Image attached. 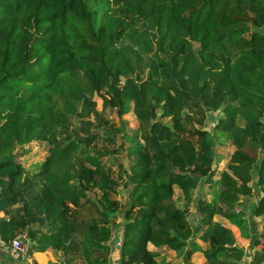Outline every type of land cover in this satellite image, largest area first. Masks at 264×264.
<instances>
[{
  "label": "trees",
  "instance_id": "16d2710c",
  "mask_svg": "<svg viewBox=\"0 0 264 264\" xmlns=\"http://www.w3.org/2000/svg\"><path fill=\"white\" fill-rule=\"evenodd\" d=\"M109 2L97 24L86 0H0V241L25 233L27 255L50 250L66 257L59 264H108L123 177L130 191L119 264H165L148 245L243 264L244 249L215 217L261 245L246 264H264V225L257 235L236 211L258 193L252 214L264 217V0ZM95 96L102 111L132 112L138 122L130 135L123 121L109 131L112 139L123 133L128 171L114 174L104 161L112 151L92 145L100 126L90 117L102 120ZM215 112L213 131L234 151L213 180L214 136L186 126ZM33 141L46 143L48 156L29 176L15 150ZM202 182L217 195L195 202L194 236L187 210ZM83 210L91 216L81 218Z\"/></svg>",
  "mask_w": 264,
  "mask_h": 264
},
{
  "label": "rangeland",
  "instance_id": "374dc122",
  "mask_svg": "<svg viewBox=\"0 0 264 264\" xmlns=\"http://www.w3.org/2000/svg\"><path fill=\"white\" fill-rule=\"evenodd\" d=\"M88 8L91 11H95L97 13V24H99L102 20L103 15L109 11L111 5L109 0H86ZM242 20L246 22V24L253 30V21L250 14H246L242 17ZM261 33H264V28H261L259 30ZM94 101L96 103V110L101 115L102 120L100 119H94L92 116L90 117V120L95 124L99 125V129L95 132L99 134V137L96 141L92 143L93 146L97 147L98 149H108L109 151H112L113 154H111L108 159H105V163L108 164L113 173L117 174V172L121 169L124 171H128L129 166L131 165V158L127 155V142L123 139V133L118 134L116 137L112 139V136L109 134L110 130H113V128L119 129L121 126V121H123L125 125L126 133L130 135L132 130H135L138 127V122L132 112L129 114L123 116L121 119L118 118L116 113L112 110H104L102 111V101L99 98V96L94 97ZM221 116L220 112L210 113L208 115H205L203 117V121H200V115H194L193 116V122H189L187 124L188 129H199L204 128L208 131H211L214 139H215V160L213 163V171H214V178H217L221 171H223L226 167V164L228 162V158L230 157L231 153L234 151V148L231 146L230 142L227 141L226 137L222 136L218 132L213 131V126L216 121ZM167 122V120H165ZM202 122V125L199 124V122ZM76 125L78 126V123L76 122ZM77 130V129H76ZM94 132V133H95ZM78 133L80 135H84L83 130L81 128L78 129ZM194 141V139L192 138ZM48 145L44 142H37L33 141L27 145H24L22 147H17L15 150L16 155V161L20 163L23 168L26 170V173L30 175H34L37 173L41 167V164L46 160L48 156ZM220 157V159H217V157ZM124 176V175H123ZM125 178L122 177V180L118 179V185H117V195L113 198L118 201L119 204V210L114 216V221L112 222L111 229H112V238L109 241L110 244V254L109 258H116L119 254V250L115 249V240L113 238L114 234L117 232V230L120 228L121 223L123 222V211L127 207V196L130 191V188L124 187ZM215 187L209 183L202 182L198 185V187L193 191L192 193V202L189 205V209L187 210V220L193 227H198L199 222H196L195 216L198 214H195V202L193 200H198L199 198H204L207 201H210L216 197V191ZM177 191H175L174 198L177 197ZM88 197L95 203H97V198L99 194L93 191L87 192ZM259 195L258 193H255L254 196H252L247 201H244L240 207L237 208V210L242 209L246 215V217L252 222H254L256 228V234L258 235L261 230H259V226L264 220V218L261 220V218H255L252 214L253 209L257 205ZM177 206L184 208L185 203L184 201H180L179 199L176 202ZM91 216L89 212L86 210H83L81 212V218ZM198 217V216H197ZM220 221V223H225L222 220H219V217H215ZM199 221V219H198ZM258 221V222H257ZM260 221V222H259ZM192 227V228H193ZM15 237H19L23 239V244L28 247L29 239L28 236L25 233H19ZM14 237V238H15ZM252 244V243H251ZM253 246V245H252ZM256 248H260L261 245L254 246ZM151 249V248H150ZM0 253L2 255L7 256L8 258L12 259V262H17L21 264V262L28 263V260L31 258L32 255H23L18 256L14 251L10 249V244H5L3 242H0ZM52 255L56 258L57 264L61 262H65L66 257L63 253H54L52 252ZM169 258L167 252L159 251V256L157 257V260L160 261L163 259V262H165ZM31 262V261H30ZM55 263V262H54ZM33 264V263H31ZM72 264H86L85 260L83 258H79L75 260Z\"/></svg>",
  "mask_w": 264,
  "mask_h": 264
},
{
  "label": "crops",
  "instance_id": "0c3cea01",
  "mask_svg": "<svg viewBox=\"0 0 264 264\" xmlns=\"http://www.w3.org/2000/svg\"><path fill=\"white\" fill-rule=\"evenodd\" d=\"M217 159H220V157L218 156ZM218 177L214 178V179L216 180V179H218ZM174 191L178 192V193H176L177 194L176 199L177 200L179 199L181 201L182 200L181 192L177 188H175ZM247 200L248 199H245V201H247ZM193 202H196V200H193ZM194 212H195V209H194ZM195 214H196V212H195ZM197 216H195L196 222H198V219H199V216L198 217ZM260 218L262 220L264 217H260ZM219 220H222L223 222H225V223H221V224L223 226H225L226 228H228L232 232V234H233V236L235 238L236 245L238 247L244 249L245 256L243 258L242 263L246 264L251 259L252 255L254 254V252L258 248L252 246L250 240H245V239L241 238L238 229L235 228L234 226L230 225L226 220H224V219H222L220 217H219ZM214 221L220 223V221H218V219H216V218H214ZM121 225H122V223H121ZM121 225H120V228H121ZM262 225H264V220L260 224L259 230H261ZM191 227H193V226H191ZM192 229H193L194 234H195L194 236H197L198 235V231L200 229L199 228V224H198V227H193ZM195 241L202 249L206 248V245L203 244L202 242H200L198 239H196ZM148 249L151 250V251H158V252L165 250L167 252L168 256H169V258H167V260L165 261V264H205V259H204L203 255L201 253L196 252V253H190L189 254V249H186V251L184 253H182V254H177V253H175V252H173L171 250L165 249L164 247L156 249V248H154L151 245H148ZM28 262L30 264L31 263H35V264H57L58 263L56 261V258L52 255V252L50 250L45 252V253H33L31 258L28 260ZM22 263L23 262H21V264ZM109 263H111V264H119V254L114 259L113 258H109L108 259V264ZM0 264H18V263L17 262L16 263L12 262L11 258H8L7 256L2 255L0 253ZM19 264H20V262H19Z\"/></svg>",
  "mask_w": 264,
  "mask_h": 264
},
{
  "label": "built area",
  "instance_id": "2783aa9c",
  "mask_svg": "<svg viewBox=\"0 0 264 264\" xmlns=\"http://www.w3.org/2000/svg\"><path fill=\"white\" fill-rule=\"evenodd\" d=\"M238 211V210H236ZM122 236L123 230L119 228L117 232L114 234L113 238L115 240V249L119 250L122 247ZM23 239L19 237H15L10 243V249L14 251L18 256L27 255V246L23 244ZM111 264V263H109Z\"/></svg>",
  "mask_w": 264,
  "mask_h": 264
}]
</instances>
